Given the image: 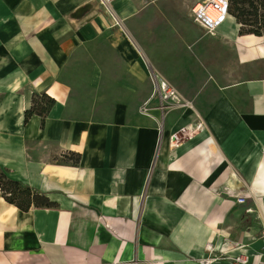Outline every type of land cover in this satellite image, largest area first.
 <instances>
[{
  "label": "crops",
  "instance_id": "obj_1",
  "mask_svg": "<svg viewBox=\"0 0 264 264\" xmlns=\"http://www.w3.org/2000/svg\"><path fill=\"white\" fill-rule=\"evenodd\" d=\"M114 1L0 0V168L55 204L22 211L0 193V264H229L240 253L264 264V37L236 33L252 39L253 76L207 104L161 108L156 85L175 87L155 76L138 107L120 98L107 115L72 113L64 69L87 34L121 27ZM108 40L146 80L127 39ZM102 70L91 65L93 88H108ZM33 92L54 99L43 124L36 113L24 120ZM68 151L77 164L61 161Z\"/></svg>",
  "mask_w": 264,
  "mask_h": 264
},
{
  "label": "rangeland",
  "instance_id": "obj_2",
  "mask_svg": "<svg viewBox=\"0 0 264 264\" xmlns=\"http://www.w3.org/2000/svg\"><path fill=\"white\" fill-rule=\"evenodd\" d=\"M196 1H114L116 7L119 4L124 10L121 27L87 34L64 69L63 76L73 92L71 112L98 110L107 115L109 103L120 98H126L130 107H138L137 102L150 95L155 76L173 85L191 104L193 100L207 104L224 87L253 76V55L250 57L244 49L252 39L236 35L239 24L231 14L232 20L226 18L213 34L197 26L190 15ZM234 28L236 32L231 37L228 33ZM111 31L126 38L127 47L145 61L149 74L146 80L139 82L127 73L121 53L108 40ZM94 62L103 69V85L108 88H93L89 84ZM122 84L132 88H116ZM230 93L238 101L244 99L242 92Z\"/></svg>",
  "mask_w": 264,
  "mask_h": 264
},
{
  "label": "trees",
  "instance_id": "obj_3",
  "mask_svg": "<svg viewBox=\"0 0 264 264\" xmlns=\"http://www.w3.org/2000/svg\"><path fill=\"white\" fill-rule=\"evenodd\" d=\"M228 14H231L236 23L239 24L238 34L264 37V0H228ZM54 103V99L45 92H33L31 105L24 111V120L34 113L40 115L41 123L49 109ZM80 155L68 151L63 154L61 161L64 163L77 164ZM0 193L3 198L20 210L27 211L34 207H54V202L50 201L43 193L25 185L17 180L7 177L4 170L0 168Z\"/></svg>",
  "mask_w": 264,
  "mask_h": 264
},
{
  "label": "built area",
  "instance_id": "obj_4",
  "mask_svg": "<svg viewBox=\"0 0 264 264\" xmlns=\"http://www.w3.org/2000/svg\"><path fill=\"white\" fill-rule=\"evenodd\" d=\"M101 4L109 5L111 0H100ZM215 11L216 16L212 18L208 12ZM190 13L193 17V20L198 23L204 30L210 34H213L218 27L226 20L228 15V0H197L190 8ZM153 80V79H152ZM156 92L158 93V97L160 100L159 106L161 108L167 107H185L191 106V103L185 99H183L177 91L170 86L166 82H158L156 85ZM145 103L140 111L142 113H147L148 106ZM202 128L201 123L195 124L192 128H181L172 134V138L174 140H178L183 138L195 130H199ZM179 134V135H178ZM245 198L243 196H239L236 198L237 203H243ZM208 251L212 252L211 246H207ZM220 259V256L214 255L211 258H203L201 261L202 264H208L212 260ZM229 264H251L249 262V257L245 254H237L230 257Z\"/></svg>",
  "mask_w": 264,
  "mask_h": 264
},
{
  "label": "water",
  "instance_id": "obj_5",
  "mask_svg": "<svg viewBox=\"0 0 264 264\" xmlns=\"http://www.w3.org/2000/svg\"><path fill=\"white\" fill-rule=\"evenodd\" d=\"M87 6L79 7L72 15L73 17H79L86 10Z\"/></svg>",
  "mask_w": 264,
  "mask_h": 264
},
{
  "label": "bare ground",
  "instance_id": "obj_6",
  "mask_svg": "<svg viewBox=\"0 0 264 264\" xmlns=\"http://www.w3.org/2000/svg\"><path fill=\"white\" fill-rule=\"evenodd\" d=\"M208 14L212 17V18H214L215 16H216V12L215 11H210V12H208ZM228 16V15H227Z\"/></svg>",
  "mask_w": 264,
  "mask_h": 264
}]
</instances>
